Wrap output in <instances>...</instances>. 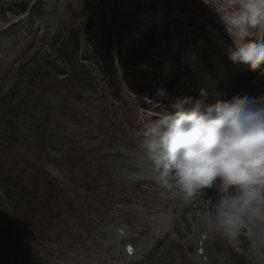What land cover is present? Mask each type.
<instances>
[{"label": "rangeland", "instance_id": "374dc122", "mask_svg": "<svg viewBox=\"0 0 264 264\" xmlns=\"http://www.w3.org/2000/svg\"><path fill=\"white\" fill-rule=\"evenodd\" d=\"M213 1L0 0V24L7 25L0 31V264L72 262L63 254L81 256L86 250L78 245L93 214L121 229L132 219L123 214L129 207L112 218L111 209L105 210L119 196L132 212H145L142 203L157 197L160 206L176 209L156 186L138 183L152 179L148 173L118 166L125 158L132 168L141 164L132 132L143 123L140 108L152 119L162 113L155 91L169 87L164 82L172 76L175 84L180 81L178 50L202 64L211 34L219 35L213 34L215 26L227 37L218 59L228 53L231 37L217 11L213 21ZM176 12L182 14L179 22ZM259 31L253 30L254 38ZM246 78L233 81L226 98L242 92ZM258 84L251 95L264 92V83ZM176 225L159 247L158 264L169 257L168 264H185L182 256L192 264H212L210 246L205 256L196 246L186 247L199 239L188 213ZM167 240L181 250L164 253ZM100 253L122 264L119 248L106 245ZM232 261L246 264L236 253Z\"/></svg>", "mask_w": 264, "mask_h": 264}, {"label": "clouds", "instance_id": "9594fccd", "mask_svg": "<svg viewBox=\"0 0 264 264\" xmlns=\"http://www.w3.org/2000/svg\"><path fill=\"white\" fill-rule=\"evenodd\" d=\"M216 9L233 41L229 59L264 72V39L251 35L264 30V0H219ZM162 109L152 119L140 108L143 123L132 132L154 183L191 201L194 235L208 241L216 264H233L232 253L264 264V94L201 89Z\"/></svg>", "mask_w": 264, "mask_h": 264}, {"label": "bare ground", "instance_id": "6f19581e", "mask_svg": "<svg viewBox=\"0 0 264 264\" xmlns=\"http://www.w3.org/2000/svg\"><path fill=\"white\" fill-rule=\"evenodd\" d=\"M213 2L215 4V5L213 4V6L217 7V5L219 3V0H214ZM216 11H217V9H213V11H212V13L214 14L213 21H215V19H217L216 15H215ZM181 16H182L181 13L176 12V19H178V20L182 19ZM14 20L18 21L17 19H14ZM5 27H7L6 24H0V31L3 30V28H5ZM213 29L215 31H214V33L213 32L212 33L213 34L219 33V35L218 36H213L211 34V37H210L211 41L209 43L210 46L208 45V52L210 54H209V56H207L206 60H204V62L202 64L193 63L192 60L189 58V54L183 53L181 50H178L179 51V55L177 57H179L180 63H181V60L184 62V65H182V63H181V66L179 67L180 68V72L182 73L180 75V81L175 84V82H174L175 81V77L172 76L171 78H169L168 80H166L164 82V83H167V82L170 83L169 87H171V88H169L168 86L164 85V83H163L164 86L161 87V88L166 89L169 94H172L171 96L173 97V99L175 97H177V96H181V97L185 96L186 94L183 91H185V92H193V89L195 87L192 86V83L198 85V87L195 88L196 89L195 93H192V94L189 93L188 94V95L193 96V97H198L201 89H205L209 93H214L215 92V87L213 86V84H217V85H220V86L223 87V85H226L227 83H230L231 81H235L236 82L239 79L244 78L246 76H247V78H246L245 83H243V91L241 93H247V94L251 95V93H252L250 91L251 86L254 87L255 84H257V83H259V84L264 83V72L262 73V75H260V77H258V79L250 80L249 77L253 73H255L256 71H252L249 68V66H247V65H244V64H241V63H233L229 59V54L227 52L223 54V57L218 59V54L217 53H221V52H223V49H226V47H224V44H226V43L223 44L222 40H224V38L227 39V37L225 36L226 34H224V33L221 34L220 33V30H219L218 27L213 26ZM223 29L226 30L224 27H223ZM205 34H206V32L204 33V35ZM259 35L260 36H259L258 39H264V30H260ZM214 37H215V39H216V37L219 38V42H220L221 45H216V42L218 41V39L215 40ZM257 37H258V35H257ZM228 46H230V48L233 47V41H232L231 38H229V40H228ZM225 51H227V50H224V52ZM207 55H208V53H207ZM180 63H179V65H180ZM225 71H226V73L223 74V72H225ZM219 76L223 77L222 80H219ZM184 80H186V81H184ZM176 86H178V89H180V90H178V91L176 90L175 91V87ZM226 90L229 91L228 89H226ZM261 92H262V94H264L263 91H261ZM227 96H228V94L225 91L221 95L222 98H226ZM160 99L161 98H157L156 100L159 102V101H161ZM140 124L141 123H139V125ZM130 147H133V145H131ZM131 150H135V148L131 149ZM112 156L113 157H117V159L121 157L120 153L112 154ZM139 156L142 157V153H141V149L140 148H139ZM122 163H123V166L122 165L118 166V169L120 167L125 168V169L127 168V170L134 169V168L131 167L132 164H131V162H129V160L127 158H125V161H123ZM128 163L131 164V165H128ZM137 166H138V164H137ZM140 167H141L140 169H137V168L136 169L141 171L142 174H143L144 170L145 171L148 170L149 172H151V169H150L149 165L143 160H142V164L140 165ZM151 174L153 176L152 172H151ZM144 175H146V174H144ZM147 176H146V178H147ZM153 182L154 181L152 179H147V181L146 180L141 181V183H149V184H152ZM177 194H180V193L177 192ZM126 200L127 199H121L120 198L119 200H117V202L109 204L110 207L105 208V210H109V208H110L111 209V212H110L111 215L116 209L123 210V208L125 206L129 205V203ZM183 200H185V199H183ZM118 203L119 204H123V206L118 207L117 206ZM190 204H191V201L190 202L183 201V204H181V203L177 204V208L176 209H177L178 215L179 214L180 215H186L188 213L187 210L190 207ZM107 219L108 218L106 216H104L102 218H97L95 216V214H93L90 218H88L86 220L87 222H86V228H85V231H86L85 238H84V241L79 243L78 248L82 250V249H86V248H83V247H87L88 251H84V252L82 251L81 256H75V257H73L69 253L68 254H63V260H70L71 259L70 261H72V262L63 263V264H102L101 261L103 260V258L106 259V257L103 256L102 253H100L101 249L105 248L106 244H109V247L111 248V250H114V249L117 248V247H114L113 244H112L116 240L114 234L112 236L111 242L106 240L105 237L102 234V230H103L104 225L108 223ZM137 221H138V224L140 226L139 229H136L137 236L128 239L127 242H139L141 240V237L148 231V226H149L148 218H141L140 214H138L137 215ZM91 226H93L92 229L90 228ZM167 229H168V227H166V228L163 227V223L162 222L159 223V226L157 228V230H160V232H164V231L169 232L170 230H167ZM179 233H181V232H178V235H179ZM86 242H88V243H86ZM162 242L163 241H161L160 233H159L156 241L154 242V248L153 249H155V248L157 249V247ZM199 242L201 243V245L199 244ZM167 243L171 247L173 246V247L179 248V246H177V243H175L174 241H167ZM126 245H127V243H125L123 245V251H124V248H125ZM195 246H196V251L199 250V249H204L203 252L204 253L206 252V254L208 255L207 252H208L209 244H208V241L206 239H197L196 244H195V242L193 244L189 243V244H187L186 247L188 248V250H193ZM90 247L92 248L93 251L95 249H98V251L94 252L93 254H90L89 253V248ZM213 247H215L216 249H220L221 245H220L219 242H217ZM169 250H170V247H168V249L166 251H164V252H168ZM151 252H152V250L148 251L146 256H149L151 254ZM124 253H125V251H124ZM84 254H85V256H84ZM158 256H160V255H158ZM179 256H182V253H179ZM185 256H186V254H185ZM203 256H205V255H203ZM210 256H212V255H210ZM210 256L208 255V263L210 262L212 264H216V262L214 260L210 259ZM127 257L128 256H126L124 259L122 258L124 260V264H141L140 261H135L134 257L133 258H127ZM171 259L172 258L169 257L165 261V264H168ZM181 259H182V261L185 262V264H192L188 258H184L182 256ZM158 261H159V259H156V262L154 264H158ZM201 261H202V257H201ZM38 262H40V261H38Z\"/></svg>", "mask_w": 264, "mask_h": 264}, {"label": "water", "instance_id": "95a60500", "mask_svg": "<svg viewBox=\"0 0 264 264\" xmlns=\"http://www.w3.org/2000/svg\"><path fill=\"white\" fill-rule=\"evenodd\" d=\"M34 3L31 4V6L33 5ZM6 28V27H5ZM4 29V28H3Z\"/></svg>", "mask_w": 264, "mask_h": 264}]
</instances>
